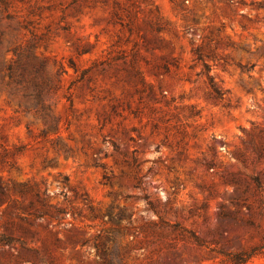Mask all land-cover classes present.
I'll return each instance as SVG.
<instances>
[{"label":"rangeland","instance_id":"obj_1","mask_svg":"<svg viewBox=\"0 0 264 264\" xmlns=\"http://www.w3.org/2000/svg\"><path fill=\"white\" fill-rule=\"evenodd\" d=\"M259 1L0 0V264H264Z\"/></svg>","mask_w":264,"mask_h":264},{"label":"trees","instance_id":"obj_2","mask_svg":"<svg viewBox=\"0 0 264 264\" xmlns=\"http://www.w3.org/2000/svg\"><path fill=\"white\" fill-rule=\"evenodd\" d=\"M256 5L258 7L260 6H264V1H259L256 2ZM194 55L195 58L200 61L201 63V73L205 74L207 81H208V90L209 93L216 99H222L223 95H224V91L221 90L214 82L212 75L210 74V66L209 64L205 61V56L207 57H211L212 59H216V57L212 54H208L205 55L202 53L201 51V47L199 45H197L194 49ZM238 66L240 68V70L243 72H250L252 67L254 66V63H252L251 65H246V64H241L238 63ZM8 69V76L9 78H14V72H13V68L9 65L7 66ZM149 207L155 211L152 203L150 201H147ZM56 211H59L57 208H55ZM37 217H41L43 214L42 212L38 211L34 214ZM122 217L124 216L123 211H121ZM54 217H57V214H55ZM13 241H15L13 238H11L8 235H4V234H0V244H5V245H10L11 243H13ZM20 245L22 248L26 249L27 251L31 250V251H35L33 248H30L26 245L25 242L21 241ZM94 247L96 250V254H99L102 258V263L103 264H122L123 263V256L121 254V252L118 250L117 245L114 244V246L112 247V249L110 251H108L105 248H102L97 242H94ZM253 254V252H236L233 254H226L228 255V259L235 263H241V262H245L248 258L251 257V255Z\"/></svg>","mask_w":264,"mask_h":264}]
</instances>
